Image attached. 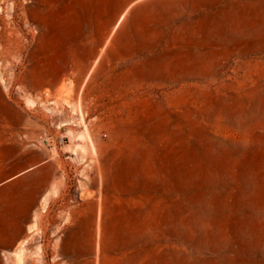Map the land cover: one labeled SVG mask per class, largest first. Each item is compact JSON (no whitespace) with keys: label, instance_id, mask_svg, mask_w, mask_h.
Masks as SVG:
<instances>
[{"label":"rangeland","instance_id":"374dc122","mask_svg":"<svg viewBox=\"0 0 264 264\" xmlns=\"http://www.w3.org/2000/svg\"><path fill=\"white\" fill-rule=\"evenodd\" d=\"M0 264H264V0H0Z\"/></svg>","mask_w":264,"mask_h":264}]
</instances>
